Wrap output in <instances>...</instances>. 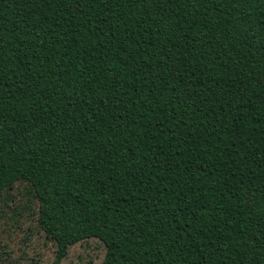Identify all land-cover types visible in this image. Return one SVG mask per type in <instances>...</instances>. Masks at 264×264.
Segmentation results:
<instances>
[{
    "label": "trees",
    "instance_id": "trees-1",
    "mask_svg": "<svg viewBox=\"0 0 264 264\" xmlns=\"http://www.w3.org/2000/svg\"><path fill=\"white\" fill-rule=\"evenodd\" d=\"M102 264H264V0H0V223Z\"/></svg>",
    "mask_w": 264,
    "mask_h": 264
},
{
    "label": "rangeland",
    "instance_id": "rangeland-1",
    "mask_svg": "<svg viewBox=\"0 0 264 264\" xmlns=\"http://www.w3.org/2000/svg\"><path fill=\"white\" fill-rule=\"evenodd\" d=\"M0 223V264H52L55 244L36 224L38 203L24 183L10 191ZM103 244L88 239L69 248L62 264H102Z\"/></svg>",
    "mask_w": 264,
    "mask_h": 264
}]
</instances>
